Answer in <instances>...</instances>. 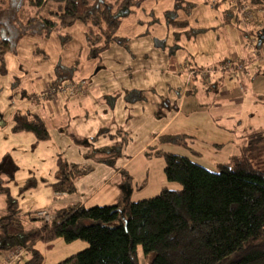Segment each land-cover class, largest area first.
<instances>
[{"label":"trees","instance_id":"16d2710c","mask_svg":"<svg viewBox=\"0 0 264 264\" xmlns=\"http://www.w3.org/2000/svg\"><path fill=\"white\" fill-rule=\"evenodd\" d=\"M0 0V12L9 9ZM41 12L48 2L56 5L48 17L35 19L45 34L85 26L89 58L97 59L110 46L128 51V40L117 36L123 17L133 0H34ZM254 9L264 0H248ZM236 4V3H235ZM139 4H137L138 6ZM192 8L175 0L167 22L171 28H187ZM186 14V17H185ZM227 10V17L234 16ZM237 20V13H236ZM201 30L189 28L192 35ZM8 39L0 40V60L11 49ZM3 68V67H2ZM3 126L0 114V127ZM13 133H33L37 143L47 141L49 132L39 115L16 116ZM258 141L260 134H253ZM182 138H173L179 141ZM121 151H94L87 159L112 165ZM164 159V175L179 189L164 187L151 198L111 206H71L54 212L50 223L37 214H22L7 187L5 214L0 216V249L23 248L28 258L23 264H44L36 242L81 241L87 247L58 264H264V172L248 159L246 152L231 163L219 164L216 171L195 164L186 156L158 152ZM88 173L78 165L57 159L54 193L71 195L75 181ZM36 217V220L31 219ZM35 222L27 228L25 220ZM22 259V258H21ZM19 259V260H21ZM18 261V260H17ZM16 261V262H17Z\"/></svg>","mask_w":264,"mask_h":264},{"label":"rangeland","instance_id":"374dc122","mask_svg":"<svg viewBox=\"0 0 264 264\" xmlns=\"http://www.w3.org/2000/svg\"><path fill=\"white\" fill-rule=\"evenodd\" d=\"M5 1L9 9L0 12V40L8 39L13 47L4 55V59L0 60L2 128H7L16 116L38 114L46 123L47 129L56 127L52 131L63 130L61 134L64 136H66V129L73 132L82 130L86 121L83 111L75 107L77 105L72 103L66 107V104L58 101V108L50 109L48 101H41L40 96L47 85L56 78L58 71H64L67 79L75 83H82L92 78L98 58H89L84 34L85 26L76 23L69 29H59L45 34L35 19L39 20L41 16L48 17L49 12L56 9V5L48 2L46 8L38 12L34 0ZM133 1L131 11L142 14L140 9L134 8L137 4L150 1L152 2L150 5L155 8L160 0ZM184 1L192 8L187 17L185 14L190 26L191 13L200 7L194 1L203 4V0ZM210 1L217 4L218 0H204V4L210 11L219 14L220 27L212 30L218 36L219 53H223L224 62L232 60L237 63H249L246 66V74L231 73L234 74L232 76L230 72L222 70L219 74H207V80L197 75L196 79L186 81V86L180 91L183 101L179 112L153 141L141 149L145 141L150 138V132L141 134L134 131L128 135L126 145L123 147L118 145L119 149L117 148L116 151H119L121 147L124 150L117 161L124 163L129 159L128 157H131L128 166L124 169L132 173L134 177L133 196L137 197L136 199L154 197L164 187L179 189L178 184L169 183L166 180L164 159L158 155V152L187 156L195 164L211 172L216 171L219 164L231 163L233 159L246 152L253 166L264 172V59L253 61L252 48L256 47L257 43L254 40L251 41L250 36L247 35L253 27L251 24L236 22L238 19L236 20L235 16L238 10L235 2L228 4L226 0H219L218 5L221 6L222 11L230 9L235 13L229 24L226 19H223L219 8L218 10L210 6ZM232 28L234 31H231ZM192 29L196 28L192 27ZM201 29L203 31L199 35L208 31ZM239 36L244 40L237 45L235 43ZM262 44L264 46V40ZM85 50H87L88 60L83 58ZM251 64L253 65L250 66ZM211 65L209 64L208 68ZM216 78L224 79L223 87L220 89L232 93L233 99L224 98L223 91L218 94L214 90L209 92L206 82ZM93 94L100 95L98 90L89 91L88 89L86 95ZM73 100L79 102L77 98ZM169 120L170 117L164 120V124ZM69 122L71 125L66 128ZM256 133L260 134L258 141L253 140L255 138L253 134ZM176 137H184V139L173 142L172 139ZM34 144L29 146L25 143L16 146L13 150H6L5 159H12L18 167L15 183H22L23 187L34 185L35 179L49 175V169L54 163L52 143L44 141ZM76 147L78 146L75 145V150ZM80 148L88 150L85 147ZM29 171L32 173L30 176H28ZM1 177L5 180L6 173ZM48 179H51V173ZM7 180H10L9 184L13 185L11 177ZM115 186H117L116 181L101 191L98 197L106 195ZM5 204V196L0 195V208ZM124 207L125 204H121L122 210ZM37 213L44 222H46L45 219L54 218V214L47 210H39ZM83 244L85 247L82 248L71 247L73 253L77 254L84 250L87 243ZM52 252L51 250L45 252L44 264L50 263L49 257ZM3 258L4 250L0 249V264H4Z\"/></svg>","mask_w":264,"mask_h":264},{"label":"crops","instance_id":"0c3cea01","mask_svg":"<svg viewBox=\"0 0 264 264\" xmlns=\"http://www.w3.org/2000/svg\"><path fill=\"white\" fill-rule=\"evenodd\" d=\"M239 1L226 0L228 4L235 2V6ZM194 2L200 7L191 13V25L185 29H174L168 25L167 13L170 17L177 18L171 14L175 0H160L155 8L150 5L152 3L150 1L134 7L140 9L142 14H136L130 8L121 11L124 18L117 36L128 40V51L117 45L110 46L98 58L92 78L84 80L82 83H76L84 86L87 91L88 89L89 91L98 90L100 95H56L46 100H42L40 96L41 101H48L50 109L52 107L57 109L58 101L61 104H66V107L74 103L77 105L75 107L83 111L86 125L78 132L66 129V136L61 134L63 130L52 131L56 127L47 129L50 137L46 142H50L54 146L53 158L55 159L49 169V175L35 179L34 185L23 187L22 183H15V176L18 172L17 164L12 159H5L7 149L13 150L16 146L25 143L29 146H34L35 142L37 144L34 134L30 132L13 133L14 121L7 128L0 127V189L4 185L7 187L9 195L17 202L22 214L35 216L39 210H47L54 214L56 210L75 205L85 207L126 205L128 202L141 200L133 196L134 177L132 173H128L124 169L128 166L131 157H128L129 159L124 163L116 160L115 163L109 165L92 159L88 160L85 156L94 151L118 150V145L122 147L126 145V141L129 139L128 135L134 131L141 134L150 132V138L145 141L141 148L143 149L179 112L183 101L180 91L186 86V81L190 82L192 79H196L197 75L201 76V72L208 69L212 70V73L208 75L219 74L223 64H229L230 67L237 65V62L232 60L224 62L223 53H219L218 36L214 31L212 32L220 27L218 12L210 11L204 4V0L205 6L199 1ZM219 2L218 0L215 6L213 4L210 6L221 10ZM259 9L258 11L256 8L254 9V19L249 22H242L240 19L236 21H240L242 24H251L253 27V30L247 34L251 41L254 40L257 43L256 47L252 48V55L255 50L263 46L264 40V5ZM220 13L223 19L231 24V18L226 15L227 10ZM190 27L201 31H203L201 28L207 29L209 32L192 35L188 33ZM231 31H234V28ZM243 40L239 36L235 44L238 45ZM86 54L87 50L83 52V58L88 60ZM209 64H212V67L208 68ZM191 70L194 71L193 76H190ZM236 74H246V72ZM208 75L204 76L206 80ZM231 75L234 76V74ZM53 81L73 82L67 79L64 71H58ZM223 81V78H216L206 82L209 92L210 90H214L217 94L222 92L220 87H223ZM222 94L224 98L233 99L232 93L227 90H224ZM74 98H77L79 102L74 101ZM33 115H28V117ZM39 117L42 119L41 115ZM169 117L170 120L164 124V120ZM70 125L69 122L66 128ZM75 145L78 146L76 150ZM80 147H85L89 151ZM122 147L119 150L121 154L124 150ZM59 156L68 164L78 165L79 169L88 170L86 175H82L75 181L76 192L74 194L57 195L51 188V185L56 182L55 174ZM4 173H6L5 180L1 177ZM50 173L51 179H48ZM30 174L32 173L29 171L28 176ZM8 177L13 180V185L9 184ZM114 181L117 186L106 195L98 197L99 193ZM0 195H4L6 198L2 190H0ZM6 204L0 208V216L5 214ZM31 219L36 220V217ZM25 223L27 228L36 227L35 222L30 218H26ZM83 243L75 241L67 244L58 239L50 243L36 242L35 249L42 254L44 260L45 252L53 251L48 264H58L75 254L71 247H85ZM9 253L4 251V264L7 262ZM21 258L12 264H23L28 256L24 252Z\"/></svg>","mask_w":264,"mask_h":264},{"label":"built area","instance_id":"2783aa9c","mask_svg":"<svg viewBox=\"0 0 264 264\" xmlns=\"http://www.w3.org/2000/svg\"><path fill=\"white\" fill-rule=\"evenodd\" d=\"M237 10L239 17L242 22H249V20L254 19V8L251 7L247 0H240L237 4ZM260 10L257 8V11ZM253 61H260L264 59V46L259 47L258 50H255L253 53ZM222 70H226L228 72L234 73H243L246 70V65L243 62L237 63L236 66L230 67L229 64H223ZM212 73V70H204L201 72V76L204 77L205 75ZM194 75V71H190V76ZM87 93V89L80 85L73 82H56L51 81L49 85H47L43 94H41V99L55 97L56 95H67V96H84ZM37 217H39V213H37ZM41 219V218H40ZM45 219V218H44ZM46 223H50L51 217L49 219H45ZM23 248H15L12 250L6 259V264L15 263L17 260L21 259L22 255L24 254Z\"/></svg>","mask_w":264,"mask_h":264},{"label":"bare ground","instance_id":"6f19581e","mask_svg":"<svg viewBox=\"0 0 264 264\" xmlns=\"http://www.w3.org/2000/svg\"><path fill=\"white\" fill-rule=\"evenodd\" d=\"M210 4H213V6H215L216 4H214L212 1H210L209 2ZM236 8H237V6H235ZM120 16H122L123 17V15L120 13ZM240 17H239V14H237V19H239Z\"/></svg>","mask_w":264,"mask_h":264}]
</instances>
